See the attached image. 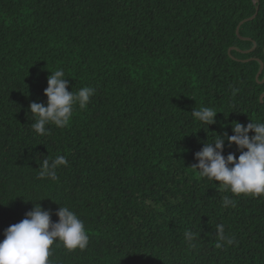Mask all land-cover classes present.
Masks as SVG:
<instances>
[{"label":"trees","instance_id":"16d2710c","mask_svg":"<svg viewBox=\"0 0 264 264\" xmlns=\"http://www.w3.org/2000/svg\"><path fill=\"white\" fill-rule=\"evenodd\" d=\"M262 65L264 0H0V241L39 203L53 222L69 207L89 236L54 245L50 264H264V196L191 169L214 133L264 121ZM59 69L68 91L95 95L40 135L30 105L47 106ZM202 107L215 124L192 117ZM58 155V180L41 179ZM218 224L232 245L216 248Z\"/></svg>","mask_w":264,"mask_h":264},{"label":"clouds","instance_id":"9594fccd","mask_svg":"<svg viewBox=\"0 0 264 264\" xmlns=\"http://www.w3.org/2000/svg\"><path fill=\"white\" fill-rule=\"evenodd\" d=\"M48 87L45 89L47 106L33 102L30 112L35 118L31 128L40 135L47 134L46 125L53 124L57 128L67 127L75 107L88 106L95 95V89L89 86L78 91H68L69 81L62 69L51 72ZM234 89V94H235ZM217 111L211 107L194 109L191 113L195 120L202 124L216 123ZM233 135L214 133L211 141L204 144L201 151L195 154L198 161L191 169L201 177L219 182V186L230 190L235 196H264V121L250 122L247 126L236 122L232 125ZM255 135L250 136V133ZM236 145L240 151L237 158L234 154L223 155L225 142ZM246 150V151H245ZM68 160L64 155L44 159L39 164V176L58 180L57 171L66 167ZM224 207H235V200L223 197ZM58 222L52 221V213L36 203L33 210L26 213L25 218L4 232L0 241V264H50L49 257L56 244H62L67 250H84L89 244V236L84 222L67 206H60L56 212ZM218 241L216 248L232 245L234 237L225 234L223 224L216 226ZM192 231L184 233L185 239L191 243L194 239Z\"/></svg>","mask_w":264,"mask_h":264},{"label":"water","instance_id":"95a60500","mask_svg":"<svg viewBox=\"0 0 264 264\" xmlns=\"http://www.w3.org/2000/svg\"><path fill=\"white\" fill-rule=\"evenodd\" d=\"M254 2H255V3H258V0H254ZM258 12H259V8L257 9L256 15H255L254 17H252V18H250V19H248V20L242 22V23L239 25V27H238V29H237V35H238V36H240V29H241L242 25H244L245 23H248V22L254 21V20L256 19L257 15H258ZM255 48H256V46L254 47V49H255ZM249 52H250V51H249ZM263 71H264V66L262 65L261 70H260V72H259V74H258V76H257V80H258V81H259L261 75L263 74ZM263 100H264V95H263L262 98H261V101H263Z\"/></svg>","mask_w":264,"mask_h":264}]
</instances>
